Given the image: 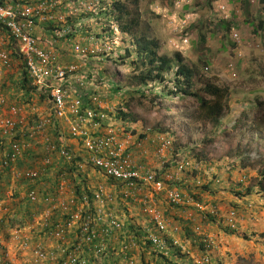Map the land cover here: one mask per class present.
<instances>
[{
	"label": "trees",
	"instance_id": "16d2710c",
	"mask_svg": "<svg viewBox=\"0 0 264 264\" xmlns=\"http://www.w3.org/2000/svg\"><path fill=\"white\" fill-rule=\"evenodd\" d=\"M53 1L55 2V6L54 9H52L53 12L49 10L51 14L50 18H42L46 16V11H39V14L35 12L33 16L35 20L39 17V22L36 23L40 28L39 31L49 34V36L45 38L37 37L39 44L42 45L45 43L47 47L54 49L53 51L56 52L60 49V43H67L69 41L72 43L71 49L76 59H78L77 57H81L78 61L81 64H86L89 60H94L96 63H103L102 65L112 62L114 65L125 66L131 70L128 76V86H130V89L126 91L125 88H120L123 97H119L116 103L112 101L114 100L113 97H110V99L107 98L105 101L109 105L105 103V106L108 107V109L110 108L112 113L111 117L117 125L121 126L124 132L132 133L134 136H138L137 139H139V141H142L143 148L137 151L134 150L135 152L132 155L135 162L138 164V168L145 172L143 176L153 174L156 180H161L166 188L182 189L181 191H186L185 193H188L193 199L190 200L192 202L180 206L170 203L173 209L171 208L172 211L169 212H172L174 220L182 223L184 231L189 238L188 240H184L183 237L182 245L186 247V251H183L178 246L174 247L172 244V237L168 236L169 254L165 255L157 251L148 238V230L155 231L156 228L154 227L148 210L156 207L157 203L160 202V193L154 191L152 186L143 181H136L133 187H128L127 184L121 181L106 179V185L110 189L111 202L106 206L105 211L113 213L123 226L121 229H115L112 236L105 240L109 249L102 253L96 252V246L100 244L99 238L93 240L92 243L90 242V250L93 253L82 252L81 249L76 248V246L66 248L64 244H61V246L52 249V252L47 251L50 255L53 254L55 256V259L49 262L52 264H69L67 256L71 252H75L80 258H86L87 264L91 261L87 257H94L95 260L102 258L104 264H129V261H133L134 264H197L195 259L191 257V253L195 257H210L209 250H207L201 242L203 239V236H201V222L206 223L211 221L216 223L217 227L227 229L231 234L235 235L240 230L238 228L239 212L236 209H232L223 214V212H220V205L216 201H211L212 205L210 203L204 204V210L196 209L194 203H206L203 197L206 193L216 196L218 193H226L221 190H226L228 188L233 190V187L234 190H236V182H238L240 186V191L236 192V196L239 199L242 197H250L255 193L264 196V169L260 171L262 174L261 177H263L261 182L255 187H248L246 185V179L249 175L243 174L242 176L239 175L240 177L237 178L238 164L232 166L226 164L229 172H222L221 175L216 172L214 168L216 166L212 167L209 161L206 162L201 160L199 155L194 153V149L187 150L186 148L182 158H179L180 153L176 147V155L174 147L175 141L170 135L150 130L138 132L137 129H132L129 123V120H131L130 108L132 98L145 99L152 103L155 108L164 109L166 111L173 110L171 107L174 105V99H194L198 104L197 107H181V110H184L186 113L184 116L185 119L193 123H208L212 126L207 139H204L206 143L210 144L229 128V125L224 122V118L226 119L231 112V89L219 85L214 78L205 75V72L210 70L207 59L199 58L197 63L190 64L183 53L186 47H182V49L178 50L174 49L175 51L169 54L161 47L159 41L151 36L142 34L143 32L138 29L140 25L139 7L141 0H113L110 6H108L105 1H101L103 6H101L100 9L95 12L88 11L83 14L79 13L78 15L74 12L70 13L71 5H69V3H72L73 0ZM85 1L86 0H81L79 4L86 5ZM246 1L247 3L244 8H249L250 1ZM261 1L264 3V0ZM0 2L2 5H7L8 3L13 4L10 0H0ZM86 8L89 9L90 7L86 5ZM104 13L113 17L118 22L117 25H114V23L108 19L102 20L101 16ZM87 17L96 18L97 22L100 23L102 34L92 32L91 26L87 25V21H85ZM40 18H42L41 21ZM231 24L232 23L229 22H223V26H226L228 29L232 27ZM258 24V31H264V21L259 20ZM234 26H237V24H234ZM189 29L190 23L187 22L178 29V35L182 37L185 35L187 36L189 34ZM111 30L113 33H108ZM57 31L60 33L66 31L67 36L65 39L61 40L57 37ZM120 34L127 36L124 39L125 42H127L126 40H131L129 46L125 47L122 53H118V47L114 40ZM198 36L200 45L205 46L207 44V35L202 30L198 29ZM76 41L79 42L83 49L80 53L74 51ZM182 43L184 46H187L189 41ZM4 49L7 50L10 55L11 64L8 68L1 66L3 75L0 77V98H4L6 101L7 106L5 109L17 107L22 110V113L17 116V119L23 118L28 124H32L35 120L37 122V117H39L38 114L30 118L29 115L32 114L26 113L25 104L29 103L30 100V107L35 105L34 98L33 96L31 97L32 91H36L35 93L39 95L42 101L45 98L48 101L47 93L49 91L46 92L40 88L38 91L37 87L34 88L25 70L24 64L20 59L17 60L18 55L15 51L8 45H5ZM61 58L60 55L59 61ZM53 63L55 64L57 62ZM60 63L61 66L64 67L71 65L70 63L65 64L62 61H60ZM54 64L52 66H54ZM82 81L85 83L83 79ZM94 82L96 81L92 83ZM78 86H80L79 89L82 88L81 81L80 84L78 83ZM119 86H122L119 80H115L111 84V88L117 92ZM99 89L98 85L95 84V86H89V88L83 90V92L86 91L87 95L96 93L103 101V96L99 92ZM88 90L92 92L89 93ZM20 94H22L23 97ZM25 95L29 96V100L26 101V103L24 98ZM167 101L170 103H167ZM249 104L252 103L249 102ZM253 107L255 108L254 111L252 108H247V110L253 111L255 124H251L248 129L250 132H255V136H259V140H261V136L264 134V100L260 99V97H256ZM0 109H3V106L0 105ZM245 115L246 112L243 111L239 121L235 122L236 129H240L242 126ZM121 134L124 133L121 131ZM161 137L171 141V144L163 153L160 152L162 145L160 141ZM22 139H24V142L26 141V138ZM29 141L30 140L26 141L24 144L25 147L22 150V158L19 160V165L24 161L28 167L39 169L41 177L39 182L35 183L26 179L18 182L19 186L16 190L18 198L22 192L24 193V198L20 201L19 205L26 209H31L33 203H31L28 198L27 193L29 191L36 190L41 199L44 196L60 194V192L63 191L61 187L62 178L69 180L72 178L75 182V197L80 198L87 195L91 204L87 212L94 215L98 206L94 199L95 194L100 189L99 187H104L107 190V186H104L103 183H99L98 186L93 188L85 184L83 179L86 178L88 170L86 167L87 163L85 162L87 159L86 152L83 151V153L77 154L68 147L74 155L72 162H66V160L59 157L58 159H60L61 162L57 160L52 161L50 157L40 152L36 146L34 149L31 148L30 150L28 148ZM252 143L254 144V142ZM247 146L249 149L251 148V145ZM133 147H136L135 143H133ZM32 160L37 163L29 166L28 163H31ZM89 167L92 168L93 166ZM94 170L97 171L96 169ZM89 171L90 169L88 172ZM50 173L56 174L54 180L50 179ZM97 173L100 177H104L101 172L97 171ZM6 176H9V170L3 169L0 184L8 180ZM78 180H80L79 183ZM42 182H45V188H47L48 184L53 186L52 189H47L45 191L47 193L45 195H41L39 192V185ZM1 194L2 192H0V200L3 201L4 198ZM6 210V213H8L9 208ZM213 210H215L214 213L212 212ZM163 212L165 213V211ZM232 212L237 216L235 228H232L228 223L229 214ZM17 213L20 214L21 211L14 214ZM167 216L168 215H166L165 218ZM181 218H184V223ZM5 219H7V217H5ZM53 219L55 222L64 220V216L59 209L54 212ZM3 221V219L0 220V222ZM45 228H47L44 230L46 233L51 231L49 227ZM97 229L98 232H101V225L98 226ZM123 229L127 232V235L132 236V241L140 248L141 253L138 252L140 251L138 248H133L134 251L131 250V248L127 251L124 250L123 245H126L125 242L129 240V238L118 236V234H122L121 231ZM198 232H200V235ZM53 238L55 237L53 236ZM261 238L263 239L264 245V233L261 235ZM195 247L198 248V251H195L196 255L193 253V248ZM44 250L46 251L45 248ZM147 250L151 255L150 259L145 255L147 254ZM187 252H190V254H187ZM136 253L138 257L134 256ZM98 256L100 257L98 258ZM208 264H213V259H211V262ZM220 264H222V262H220Z\"/></svg>",
	"mask_w": 264,
	"mask_h": 264
},
{
	"label": "rangeland",
	"instance_id": "374dc122",
	"mask_svg": "<svg viewBox=\"0 0 264 264\" xmlns=\"http://www.w3.org/2000/svg\"><path fill=\"white\" fill-rule=\"evenodd\" d=\"M79 1L81 0H76V3H69L71 5L70 13L76 9L80 11L84 9L83 5L79 4ZM101 1H105L110 6L113 0H86L85 2L90 7L89 11L95 12L103 6ZM249 1V8H244L247 3L246 0L140 1L139 31L159 41L166 53L171 54L175 51L174 49L178 50L186 47L183 53L190 64L197 63L199 58L207 59L210 70L204 71L205 75L214 78L219 85L231 89L232 107L227 118H224V122L229 125V128L210 144L206 143L204 139H207L212 126L208 123H193L185 119L186 113L184 110H181V107H197L198 104L194 99H174V105L171 107L173 110L166 111L155 108L152 103L145 99L132 98L130 108L131 120H129V123L132 129H137L138 132L150 130L170 135L175 141L176 155V147L180 153L179 158H182L186 148L187 150L194 149V153H197L201 160L209 161L212 167L216 166L214 167L216 172L221 175L222 172H229L226 164H229V166L238 164L237 178L243 174H247L249 177L246 179V185L248 187H255L263 179L260 171L264 169V134H262L261 140H259V136H255V132H250L248 127L251 124H255L253 113L255 108L253 106L256 97L264 100V31H258L257 28L259 26L258 21H264V3L261 0ZM221 6H225V9L221 10ZM101 19H108L114 25L118 23L106 13L102 14ZM85 21H87V25L91 26L92 32L102 34L100 23L97 22L96 18L87 17ZM187 22L190 23L189 34L182 37L178 35V29ZM223 22L232 23V27L229 28L230 30L226 26H223ZM234 24H237V26H234ZM198 29L207 35V44L205 46L200 45ZM108 33L112 34L113 32L111 30ZM0 35L2 34L0 33ZM48 36V33L39 31V37L45 38ZM126 37L120 34L114 39L118 47V53H122L124 48L129 46L131 40H126L127 42H125L124 39ZM187 41H189V44L184 46L182 42ZM59 47L58 53L61 55L63 63H75L81 66L76 77H73L75 83V86H73L74 93L83 92L76 86V79L78 77L89 83L96 80L94 83L100 88L99 92L103 96L104 103L110 97H113L114 100L112 101L116 103L119 97H123L120 88H125L126 91L130 89V86H128V76L131 70L129 68L114 65L112 62L102 65L103 63H96L94 60L81 64L78 62L81 57H77L78 59H76V56L72 52V43L69 41L67 43H60ZM115 80H119V83L122 85L119 86L120 91L118 90V92L111 88V84ZM88 91L89 93L92 92L91 90ZM35 92L32 91L31 93V97L33 96L35 102L34 106L30 107L31 103L28 95L24 97L25 103L29 100V103L25 104V109L27 110L26 113L32 114L29 115L30 118H33L36 114L46 116L50 113V106L46 98L42 101ZM84 92L86 93V91ZM20 95L22 96V94ZM249 102L252 104H249ZM167 103L170 102L167 101ZM106 104L109 105L108 103ZM247 108H252L253 111L247 110ZM243 111L246 112L243 124L240 129H236L235 122L239 121ZM61 135L67 140L73 152L77 154L83 153L84 149L78 141L65 131V128L55 130L53 127H49L44 133L39 134L38 138L31 139L28 148L31 150V148L34 149L36 146L40 152L46 154L52 161L57 160L61 162L58 159V157H61L57 151H49L46 142L47 138H49L53 145L57 146L58 138ZM247 145H251V148L249 149ZM25 163L23 161L19 166L21 168L27 167L28 165ZM36 163L32 160L28 164L30 166ZM89 166L92 167V165L87 163L86 167L90 171L88 172L87 170L86 178L83 179L85 184L93 188L98 186L99 183L107 186L106 178L100 177L97 171ZM2 170L0 168V179L2 178ZM13 172L12 170L9 171V176H6L8 180L0 184L1 196L4 198V214L2 212L3 216H0V220H4L0 222V264H38L34 255L35 249L42 247L46 251L52 252V249L61 246V244H64L66 248L76 246L82 252L93 253L90 250L91 244L79 239L77 228H74L69 233L66 242L53 238L50 234L51 231L48 233L44 231L47 229L45 226H42L44 212L51 208L50 205L39 203L32 204L31 209L21 207L19 204L24 198V193L22 192L18 198L16 190L20 180L14 176ZM55 178L56 174L50 173V179L54 180ZM236 184V190H234V187L233 190L231 188L221 190L226 193H218L216 196L209 195L208 193L204 194L203 197L206 203L200 202V204L204 206V204H211V201H216L221 206L220 212H223V214L236 209L239 212L238 228L240 230L233 235L229 230L219 228L216 223L211 221L206 223L201 222L200 227H202L204 233L211 236L216 242L214 244L215 249L213 248L214 250L212 249L213 251L211 250L212 252H210L213 264H220V262L222 264H264V245L261 238V235L264 233V196L255 193L250 197L239 199L236 196V192L240 191V186L238 182ZM74 186L75 182L72 178L70 180L62 178L61 187L63 191L60 192L61 194L50 195L67 202H70V197L74 198L76 205L69 206L72 212L81 207L79 198L75 197ZM45 187V182L39 185L41 195L47 194L45 191L52 189L53 186L48 184L47 188ZM106 188L107 192L110 193L109 187L107 186ZM183 191L181 192L187 200L193 199L188 193H185L186 191ZM159 197L160 202L157 203L156 208L162 213L165 211L164 215H168L166 219L169 223L180 229V233L176 237L181 240L184 237V240H188L189 236L185 233L182 223L174 220L172 212H169L173 209L170 202L164 194H160ZM7 208H9L8 213H6ZM18 211H21L22 214H14ZM59 211L61 210L59 209ZM181 219L184 223V218ZM124 229L121 231L122 234H118V236L129 238L125 242L129 245V249L138 248L140 250L139 247L134 246L135 242L132 241V236L127 235ZM108 249L109 247L106 248V250ZM195 251H198L197 247L193 248V253L196 255ZM138 252L141 253V250ZM145 255L150 259L151 255L148 250ZM134 256L138 257V254L136 253ZM87 258L91 260L89 264H104L102 258H99V260H95L94 257ZM48 264L52 263L49 262Z\"/></svg>",
	"mask_w": 264,
	"mask_h": 264
},
{
	"label": "built area",
	"instance_id": "2783aa9c",
	"mask_svg": "<svg viewBox=\"0 0 264 264\" xmlns=\"http://www.w3.org/2000/svg\"><path fill=\"white\" fill-rule=\"evenodd\" d=\"M10 1L13 4L2 5L0 2V29L6 30L9 38L12 39L10 40L12 43H6L4 38L0 37V77L3 75L1 66L10 67V55L4 46L11 44L18 55L17 60L20 59L24 64L32 85L37 87L38 91L39 88L46 92L49 91L47 99L51 105L54 119L64 121L71 136L81 142L87 154L86 163L92 164L94 169L101 172L106 179L121 181L128 187H133L136 181H143L152 186L154 191L160 194L164 193L167 200L173 205L180 206L189 203L190 201L182 192L177 189L166 188L163 182L156 180L153 174L143 176L145 172L138 168V164L132 155L134 150L143 148L142 141L137 139L138 136L124 132L121 126L117 125L111 117L110 108L105 106L98 94L74 93L73 87L69 83L73 77H76L80 66H61L59 55L53 49L47 47L46 44L40 46L38 38L34 34L39 17L35 20L34 13L39 14V11H46V16L42 18H50L49 10L54 9L55 2L53 0ZM66 35V31L56 32V36L60 39ZM74 51L80 53L83 49L76 45ZM53 62L57 63L54 64ZM53 64L54 66H52ZM80 81L81 91L87 90L89 86H95L94 83L85 80L84 83L82 78L78 77L76 83L80 84ZM0 105L3 106V109H0V168L14 171V176L19 180L26 179L32 183L39 182L41 177L39 169L28 166L21 168L19 160L22 158L21 153L25 147V142L38 138L39 134L52 123V120L48 117H38L37 122L33 121L32 124H28L23 118L17 119V116L22 113L21 109L17 107L5 109L7 105L4 98H0ZM121 131L124 134H121ZM22 138H26V141L24 142ZM160 141L162 144L160 152L163 153L171 141L164 137H161ZM133 143L136 144V147H133ZM59 156L67 162H72L74 159L73 153L67 148L64 141L59 148ZM99 188L94 198L98 204L94 215L87 212L91 205L87 195L79 198L81 207L73 212L69 208L70 205H76V201L72 197H70V202L59 200L58 197L54 198L53 196H44L41 199L36 190L29 191L27 195L33 204L45 203L50 205L51 208L44 212L42 226L49 227L51 235L57 240L66 242L69 233L77 228L79 239L84 242L90 244L99 238L100 244L96 246V252L102 253L107 248L105 240L112 236L115 229H121L123 226L113 213L105 211L106 206L111 202L110 193L104 187ZM194 206L198 210L205 209L200 203H194ZM58 209L62 211L64 220L55 222L53 219L54 211ZM3 210V201L0 200V216H3ZM148 211L154 227H156L155 231L148 230V238L157 251L165 255L169 254L168 236L172 237L174 247L178 246L186 251V247L182 245V240L176 237L180 233V229L169 223L164 213L156 207L150 208ZM212 212L214 213L215 210ZM228 223L232 228H235L237 216L234 212L229 214ZM100 225L102 231L98 232L97 227ZM198 233L200 235V232ZM201 236H203L201 242L211 255L210 252L215 249V240L203 231H201ZM128 249L129 245L126 244L124 250L127 251ZM34 255L38 264H48L49 261L55 259L53 254L50 255L42 247L35 249ZM67 257L69 264H87L86 258H80L75 252H71ZM191 257L195 259L197 264H208L212 259L211 256L195 257L192 253ZM129 264H134V262L129 261Z\"/></svg>",
	"mask_w": 264,
	"mask_h": 264
},
{
	"label": "clouds",
	"instance_id": "9594fccd",
	"mask_svg": "<svg viewBox=\"0 0 264 264\" xmlns=\"http://www.w3.org/2000/svg\"><path fill=\"white\" fill-rule=\"evenodd\" d=\"M72 3H76V0H73L72 1ZM83 8L84 9H81V11L78 9H76L75 11H74V13L76 14V15H78L79 13L80 14H83V13H87L88 11H89V9H87L86 7H85V5H83ZM221 8V10L223 9H225V6H221L220 7ZM52 12H53V10H52ZM51 15V14H50ZM49 15V16H50ZM0 33L2 34V35H0V37H3L4 38V41L6 42V43H9V42H11L10 40H12V39H10L9 38V34L7 33V31L6 30H3V29H0ZM34 34H35V36L36 37H39V27L37 26L36 28H35V31H34ZM67 36V35H66ZM40 38V37H39ZM63 39H65V37L63 38ZM63 39H61V40H63ZM12 43V42H11ZM76 45H79L80 46V44H79V42H77V43H75ZM5 45H8L11 49H14V48H12L13 46L10 44H5ZM14 45V44H13ZM43 45H45V43L44 44H42V45H40V46H43ZM54 50V49H53ZM56 53L59 55V58H60V54L58 53V50L56 51ZM61 61V60H60ZM60 61H59V63H60ZM71 65H77V64H75V63H72ZM79 66V65H78ZM80 68H81V66H80ZM25 70H26V68H25ZM27 71V70H26ZM28 74V73H27ZM30 79V78H29ZM87 79H88V77H87ZM30 81H31V79H30ZM93 81H96V80H93ZM31 84H32V81H31ZM69 85L71 86V87H73V86H75V83H74V79H72L71 80V82L69 83ZM33 86V85H32ZM76 86L78 87V88H80V86H78V83H76ZM34 87V86H33ZM34 88H36V87H34ZM49 104V103H48ZM49 106H50V113L48 114V115H46V116H39V118H50L51 120H52V123H50L46 128H45V130L43 131V132H41V133H44L49 127H53L55 130H59L60 128H65V131H67L68 132V134L71 136V134L69 133V131H68V126H67V124L64 122V121H61V120H56V119H54V116H53V111H52V109H51V105L49 104ZM38 118V117H37ZM38 118V119H39ZM36 121V120H35ZM64 124V125H63ZM72 137V136H71ZM73 138V137H72ZM73 139H75V138H73ZM76 141H78V143L81 145V147L84 149V147L82 146V144H81V142L79 141V140H77V139H75ZM62 141H64L65 142V144H66V146H67V148L69 147V144L67 143V140L61 135V136H59V138H58V144H57V146L56 145H53V143H52V141L49 139V138H47V140H46V142H47V144H48V150L50 151V150H53V149H55L56 151H57V153H58V155H59V148H60V146H61V144H62ZM85 151V150H84ZM180 191V190H179ZM181 192V191H180ZM188 201H190V200H188ZM190 202H192V201H190ZM189 202V203H190Z\"/></svg>",
	"mask_w": 264,
	"mask_h": 264
},
{
	"label": "crops",
	"instance_id": "0c3cea01",
	"mask_svg": "<svg viewBox=\"0 0 264 264\" xmlns=\"http://www.w3.org/2000/svg\"><path fill=\"white\" fill-rule=\"evenodd\" d=\"M220 208H221V206H220Z\"/></svg>",
	"mask_w": 264,
	"mask_h": 264
}]
</instances>
